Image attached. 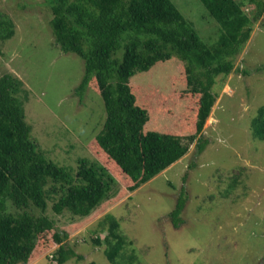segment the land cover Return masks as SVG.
Instances as JSON below:
<instances>
[{
  "label": "rangeland",
  "instance_id": "1",
  "mask_svg": "<svg viewBox=\"0 0 264 264\" xmlns=\"http://www.w3.org/2000/svg\"><path fill=\"white\" fill-rule=\"evenodd\" d=\"M170 1L203 42L215 41L219 24L200 0ZM240 5L250 11L247 2ZM0 11L13 22V33L0 39V74L9 71L22 81L19 95L30 137L72 172L84 156L113 176L108 195L86 215L54 212L50 204L58 193L48 194L44 211L53 227L38 236L26 264H55L53 230H65L61 242L82 255L61 264H116L103 253L106 212L125 238L122 251L133 252L139 264H264V139L249 129L256 107L264 103V10L233 57L231 71L215 76V99L201 130L208 139L203 150L196 153L191 142L181 157L134 189L127 188L130 179L94 141L103 100L92 79L81 96L74 94L83 59L54 42L46 0H0ZM129 83L147 109L142 129L193 131L197 96L184 89L178 57L135 71ZM181 185L182 221L173 226L166 213Z\"/></svg>",
  "mask_w": 264,
  "mask_h": 264
},
{
  "label": "trees",
  "instance_id": "2",
  "mask_svg": "<svg viewBox=\"0 0 264 264\" xmlns=\"http://www.w3.org/2000/svg\"><path fill=\"white\" fill-rule=\"evenodd\" d=\"M200 1L219 24L218 35L210 45L170 0H46L54 42L62 51H73L83 59V73L74 94L81 96L92 79L103 100L104 117L94 141L130 179L128 189L181 157L191 142L196 153L203 150L208 139L201 130L215 99L211 89L215 76L231 71L233 57L249 37L252 22L264 10V0ZM240 1L250 4L248 13ZM12 33L11 18L0 11V39ZM173 55L182 61L185 91L197 96L193 131L144 130L147 109L135 96L129 77ZM20 92L22 81L9 71L2 72L0 264H26L38 236L53 227V220L44 211L48 194L58 193L50 204L54 212L67 209L86 215L108 195L113 182L103 164L84 156L77 158L73 172L48 158L30 137L31 126L24 119ZM249 129L252 136L264 139V103L256 107ZM184 200L181 185L166 213L173 226L182 221ZM103 219L107 220L105 257L116 264H139L133 252L122 251L125 238L117 229V220L107 212ZM66 235L65 230L51 233L57 243L52 254L55 264L69 256L82 257L61 242ZM94 242L99 243L96 238Z\"/></svg>",
  "mask_w": 264,
  "mask_h": 264
}]
</instances>
